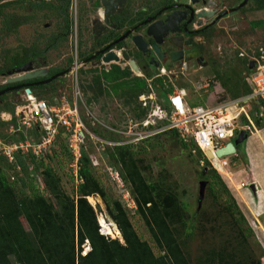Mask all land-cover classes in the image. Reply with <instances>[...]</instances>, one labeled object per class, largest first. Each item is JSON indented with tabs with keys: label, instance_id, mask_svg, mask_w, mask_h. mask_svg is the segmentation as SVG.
<instances>
[{
	"label": "rangeland",
	"instance_id": "obj_1",
	"mask_svg": "<svg viewBox=\"0 0 264 264\" xmlns=\"http://www.w3.org/2000/svg\"><path fill=\"white\" fill-rule=\"evenodd\" d=\"M28 1L0 0V70L7 69L15 63H21L29 52L37 49L41 53L29 59H32L36 66L46 64L56 69L68 65L74 67L72 73L70 71L63 78H59V81H55L53 85L44 88L38 87L35 89L36 92L41 91L44 96H48L51 87L54 86L55 90H58L56 95L59 92H64L72 100L73 87L78 86L82 93V100L79 103L80 113L89 129L99 137L100 135L95 132V129L105 136H112L113 138L101 135V138L108 141L130 144L132 150L135 151L134 155L137 163L147 180L158 184L163 190H170L177 195L181 206H186L185 211L187 214L181 221L184 225L178 223L181 231L179 238L186 239V244L183 243L184 249L189 252L191 263L202 264L197 261L198 251L206 250L212 251L213 260L211 263L204 264H221L217 252L222 254L228 252L223 256L232 264L242 258L246 264L244 259L248 252L252 254L254 260L264 262V248L261 247V243L255 237L258 224L254 223L249 214L240 208L236 197H234L236 205L240 208L245 220L242 219L243 217L238 218L233 225L232 214L238 216V213H235L232 208H228L232 199L230 195L234 196L231 188H243L240 181L244 180L247 183L244 188L250 190L252 188L251 184L254 183L255 178L250 173L251 162L246 155V151L252 143L256 144L253 145V148L260 149L259 143L253 138L251 139L250 136L255 127L247 133L245 140L237 146L236 155L228 156L233 163L231 168H222L221 172L217 170L224 183L214 175L213 171H210L209 178L202 177L204 164L202 165L200 162L202 157L198 149L193 145L184 147L178 136L168 133L169 131L152 135L137 142H128L127 140L130 137L124 134L123 131L127 130V126L131 121L136 123L141 120L136 116L140 111L138 99L136 101V98H133L136 94L130 91L131 88H126L123 93L112 95L111 89L116 91L119 84L115 86L108 84L106 87V83L102 79L101 84H97L93 80L94 76L99 75L98 73L104 72V68L102 66L101 69L92 67L90 63L83 65L81 62L84 54L86 55L87 51H91L90 48L85 50L83 47L85 34H83V28H81L83 9L90 5L89 1L71 0L69 9L71 29L69 35L65 41L57 42V46L53 48L47 46L55 41L54 36L59 33L60 26L63 24L61 13L56 9L49 8L34 13L28 5ZM45 1L57 3V0ZM242 1L225 0L224 6L227 12L223 15L219 11L220 6L213 7L217 11H215V16L213 15L214 18L209 21L213 24L204 34L201 43L207 63L195 64L196 59H191L188 62L187 70L180 68L182 65L173 66L166 62L163 63L164 66L169 67L174 72L171 74L173 78V80H170L171 86L185 87L187 89V100L192 105L217 104L234 100L242 90L247 89L242 79L244 74L249 72L248 60L253 56V52L257 56L260 45L264 46V26L253 27L251 25V21L256 20L261 15V11H257L260 9L254 0H248L245 5L238 7ZM233 8H236V10L233 11ZM87 9L90 8L87 7ZM6 18H11L12 27L10 29L5 27ZM171 48L168 45L164 51L168 54ZM240 53H244V55L242 56ZM137 54L142 55L138 52ZM155 54L153 51L150 55L141 56L138 63L141 65L147 64L155 73L157 68L148 64L150 57L155 56ZM76 63L79 65L77 71H75ZM117 70H120L119 67ZM5 73H7V70ZM5 80H7L6 76L0 74V86L3 85ZM163 87L164 85L155 86V91L162 103L165 104L168 91ZM24 91L23 87L16 94L12 92L4 95L0 94V136L17 133V137H19L23 133L29 140L35 139L34 129L28 128L23 123L27 120L30 107V102L24 97ZM51 97H54V102L56 96ZM83 100L85 106L87 105L86 107L83 105ZM229 110L235 111L236 106L230 107ZM14 116L16 120H13ZM238 121L244 122L243 115L238 118ZM61 138L64 142L65 138ZM235 138H228L227 140L230 141ZM101 147H104V150H100ZM48 151L50 152L46 156L41 155V158L38 157L35 163H28L29 170L37 167V176H33L29 172L22 173L20 169L17 171L19 175L16 176L14 170H7L9 180L14 183L19 195H31L34 188H39L47 197L53 198L50 192L45 189L42 175L44 165L51 167L60 177L62 189L67 194L74 195L77 183L70 175L71 168L68 165L66 154L62 152L59 156H56L53 149ZM86 152L90 155L95 173L107 189L108 194L124 203L129 211L130 219L141 237L149 241L156 254L162 253L142 215L136 209L134 195L131 192L132 186L122 178L121 165L109 161V157L105 153L106 145L104 146L95 140L87 141ZM261 154H264V152ZM0 164L4 165L3 163ZM110 167L113 172L116 169L119 173L115 179L110 176ZM260 168H262L261 164ZM212 180V188H209ZM203 182H205V186H203ZM201 188H204L203 197L201 196ZM227 190L230 191L229 194ZM258 197H261V195L258 194ZM92 198L95 201L92 204L98 211L100 232L106 233L105 227H103L104 224L100 220L104 218L106 223L110 222L109 218L111 217L107 212L106 204L102 198L100 202H97V196H92ZM21 217L24 219L22 215ZM262 218H264V215ZM113 234L118 236V234ZM114 235L109 234L111 237H116ZM83 248V252L90 250L87 241ZM250 263L249 261L248 264Z\"/></svg>",
	"mask_w": 264,
	"mask_h": 264
},
{
	"label": "trees",
	"instance_id": "obj_2",
	"mask_svg": "<svg viewBox=\"0 0 264 264\" xmlns=\"http://www.w3.org/2000/svg\"><path fill=\"white\" fill-rule=\"evenodd\" d=\"M254 2L259 9H264V0H254ZM28 5L34 13L45 8L56 9L63 17V24L66 26L71 25L69 18L71 0H57V3L45 0L39 2L29 0ZM5 24V27L10 29L12 27L11 18H6ZM251 25L253 27L264 26V19L253 20ZM68 35L69 32L66 31L60 37V41H65ZM56 41L47 47H56ZM40 53L41 51L38 49L29 52L21 63H15L7 69L0 70V72L22 66L32 56ZM249 62L250 60H248ZM101 79L102 76L98 75L94 76L93 80L97 84H101ZM242 81L246 84L247 89L242 90L237 97L243 93L251 92V87L245 78ZM3 86H0V89ZM29 88L35 89L33 86ZM51 90H55V87L52 86ZM60 94L65 93L59 92ZM37 96L46 98L50 104L53 103L54 97L44 96L41 91L37 93ZM135 97L136 101L137 99L139 101L138 107L140 108L136 116L143 119L147 115V109L141 106L139 93ZM261 104L264 106V100H261ZM257 109V106L254 107L252 112L253 120L255 126L261 128L264 127V113L263 116L254 114ZM13 120H16L15 116ZM167 131L178 136L184 147L193 145L198 149L201 159L205 161L202 177L209 178L210 171H213L214 175L223 182L219 172L210 165L207 158H204L202 151L194 141L184 142L176 130ZM33 132L35 135L34 140H37L40 134L37 129H34ZM95 132L100 136L104 135L97 129H95ZM17 135V133H12L0 136V138L12 137L16 140L26 138L23 133L19 137ZM61 137L65 138L64 142ZM66 137V131L62 130L57 137L56 146L52 149L56 156H59L62 152L65 153L69 165L72 156L66 143ZM108 137L113 138L112 136ZM88 141H91V139L88 138ZM132 149L130 144L106 146L105 153L111 163L121 165L122 178L132 186L131 192L134 195L136 209L142 215L162 253L156 254L149 241L141 237L134 227L124 203L108 194L107 189L95 173L90 155L86 152V147H83L82 157L79 160V176L82 181L76 185L73 196L62 189L60 177L51 167L43 164L42 175L45 189L53 196L52 199L42 193L39 188H34L31 195L21 196L17 193L14 183L9 180L7 170H14V174L17 176L19 175L17 172L19 166L22 173L29 172L33 176H37V167L29 170L28 163H35L38 157L28 153L24 155L17 154L16 160L9 162L4 155L0 154V163L4 164H0V264H192L190 255L184 249L183 243L186 244V239L179 238L181 231L178 223H181L183 217L187 215L186 206H181V202H179V198L174 192L163 190L158 184L147 180L137 163L134 155L135 151ZM49 152L45 151L43 156H46ZM232 164L230 161V166ZM70 175L76 182V177L72 171H70ZM23 182L25 181L23 180ZM212 185L213 180L210 182L209 188H212ZM229 192L227 190L228 194ZM97 194L102 196L107 212L120 230L123 241L114 234L112 235L116 237L100 232L98 211L88 199V197ZM230 196L232 199L230 198L231 202L228 208H232L235 213H238V216L232 214L234 225L238 218L243 217L244 220L245 218L236 205L234 196ZM181 225L184 224L181 223ZM86 241L90 246V250L83 252ZM217 253H219L218 258L221 264H232L223 256L225 253ZM247 259H250L253 264H262L259 260H254L252 254L247 253L244 261ZM242 263L243 258L233 264Z\"/></svg>",
	"mask_w": 264,
	"mask_h": 264
},
{
	"label": "built area",
	"instance_id": "obj_3",
	"mask_svg": "<svg viewBox=\"0 0 264 264\" xmlns=\"http://www.w3.org/2000/svg\"><path fill=\"white\" fill-rule=\"evenodd\" d=\"M204 9L210 10L206 6ZM258 51L257 56L253 52V56L250 57V61L255 60V66L244 77L251 87V92L242 94L234 100L217 104H190L187 100V90L184 87L171 86L170 70L164 66L158 68L152 75L145 76L146 90L139 95V100L141 106L147 109V115L136 123L131 121L127 130L123 131L130 137L127 141L137 142L174 129L184 142L194 141L213 168L219 172L222 168L230 169V159L228 158L230 155L218 156L216 151L229 142L228 138L236 137L240 131H252V128L255 127L252 115L254 107H258L254 114L263 116L264 113V106L261 104V100H264V46L260 45ZM240 54L244 55V53ZM111 63L118 62L112 60ZM76 65L75 71L78 68L77 63ZM158 79H162V84L169 90L165 104L162 103L155 91V86L161 85ZM74 87L72 100L66 94L59 95L58 93L52 104L46 98L38 97L35 89L30 88L32 90L30 93L24 91V97L30 102V107L27 120L23 123L28 128L37 129L40 136L37 140H29L27 137L22 140L12 137L0 138V154L4 155L9 162H14L17 154L28 153L40 157L45 151L56 146L59 133L65 130L66 143L72 156L69 166L78 184L82 181L79 176V160L88 138L98 141L104 146L127 143L108 141L101 136H96L89 129L80 113L81 90L78 86ZM232 106H236L235 111L229 110ZM241 115L244 117V122L238 121ZM101 149L104 150V147ZM209 152L213 153V157L208 155ZM236 153L231 155H236ZM200 162L202 165L205 164L204 159H201ZM18 168L20 169V166ZM114 171L110 167L109 173L113 179L119 175L116 169ZM240 182L241 187L247 185L244 180Z\"/></svg>",
	"mask_w": 264,
	"mask_h": 264
},
{
	"label": "flooded vegetation",
	"instance_id": "obj_4",
	"mask_svg": "<svg viewBox=\"0 0 264 264\" xmlns=\"http://www.w3.org/2000/svg\"><path fill=\"white\" fill-rule=\"evenodd\" d=\"M88 1H89L90 5H88L87 7H89L90 9H87V7H86V9H83V16L81 17V23H82L81 28H83V34H85L84 40H83V47L85 50H89V48H90L91 51L90 52L87 51L86 55L84 54L83 60H81L83 65L90 63V64H92V67H99L101 69L103 67V65H106L102 62L103 52H100L103 49L119 50L120 52L122 51V53L126 56L127 53L131 50V48L132 49L135 48L138 53H141L142 55H144L143 52L138 50V48L134 45V43L132 42L131 39H132V36L134 34L141 33V34L145 35L144 31L142 30V26H140L137 29H134V28L137 24L141 23L142 21L147 19V17L151 16V14L150 15L147 14L143 19H140V20L133 22L134 9L131 8L130 0H122V2L119 3V6H117L113 10V13L108 16V23H107L105 20V17H104L105 4H106L107 0H88ZM119 1H121V0H119ZM209 2H211L212 4ZM213 2H214L213 0H207V3L203 4L202 6H203V8H205V6L208 7L210 9L209 11L214 10L213 9L214 6H218V7L220 6V8H219L220 13L221 12L223 13L226 11V9H225L226 7L224 6V1H221L220 4H218V3L215 4ZM83 8H84V5H83ZM143 11H148V8L143 9ZM214 16L209 17V18H205L203 23H201V24H197L195 22L189 24L188 28H189L190 32H184L183 31L182 32L183 38H177V44H181L180 47H177V46H174V45L168 43L167 40L161 42V44H160L161 52H165L164 50H166L165 48H167L168 45H170L172 48L169 49L168 54L165 52L167 55H165L163 62H161V64L157 67L155 65V67L158 69V68L164 66L163 63L166 62L167 64H172L173 66L182 65V67H180V68L187 70L188 62L191 59H196V62H194L195 64H202V63L204 64V62L207 63V61L205 60V55L203 53V49L201 47V45H202L201 43H202V40L205 36L204 34L210 28V26H212V24H213V22H209V21L212 18H214ZM70 29H71V25L66 26L65 24H61L60 30L58 31L59 33L54 36V40L56 41V39H57L56 42H59L62 34H64L66 31L70 32ZM125 34H127V36H125ZM146 39L148 41V46L153 47L155 40L152 38H149V37H146ZM179 50L182 51L183 53L178 55L177 61L174 63L169 54L173 51H179ZM136 51H134V52H136ZM187 53L189 54V57H188L189 59L186 60ZM121 58L123 59L124 57L121 56ZM129 60L127 62L128 66H130ZM149 60H148V62H149ZM29 61H33V60L31 59ZM94 62L95 63L97 62V63L95 64ZM118 63H115V64H118ZM249 64H250V62H249ZM33 66H34V68L47 67V69H48L47 75L42 76V77H37V78L32 79V80H24L22 82L19 81V82L7 83L5 80V82L3 83L4 86L0 89V92H3L5 90L4 93H2V95L7 94L8 92H12L13 94H16L22 88V87H20V84H24L25 82L28 83V82H37V81L46 80V79L50 78L51 76H53L57 73H60L64 70H67L70 67V65H68L64 68L56 69V68H52L50 66H47L46 64L41 65V66H36L35 63H33ZM164 67H166V66H164ZM167 69L170 70L169 68H167ZM69 73L70 72L66 73L65 75H67ZM170 73L173 74L174 72H172V70H170ZM0 74H2L3 76L5 75L6 79H7L8 75H6L5 72H0ZM98 74L100 75V74H102V72L98 73ZM65 75H63L61 77H57L52 82H49L46 84H40V85L33 84L32 86L35 89H37L38 87L44 88L45 86L47 87V86L53 84L57 80L59 81L60 80L59 78H63ZM169 78H171L173 80L171 75ZM169 78L167 77V79H169ZM8 88H11V89H8ZM53 91L55 92L58 90H51V92H53Z\"/></svg>",
	"mask_w": 264,
	"mask_h": 264
},
{
	"label": "water",
	"instance_id": "obj_5",
	"mask_svg": "<svg viewBox=\"0 0 264 264\" xmlns=\"http://www.w3.org/2000/svg\"><path fill=\"white\" fill-rule=\"evenodd\" d=\"M171 1L173 2L169 4L165 3L166 5L164 4L161 7H159L157 4L156 8L153 11H151V5H150L148 11H150L151 16L147 17V19L137 24L134 28L137 29L140 26H142V30L144 31L145 35L141 33L134 34L131 39L134 45L138 48V50L143 52L144 55L147 54L150 55L153 51L156 53L155 56L150 57L148 63L149 65L155 64L156 67L159 66L161 62H163L165 55H167L165 52H161V47H160L161 42L167 40L168 43L180 47L181 44H177V38H183L182 35L183 31L190 32L188 28L189 24L193 22L197 24H201L203 23L205 18L212 17L215 14V10L209 11L203 8L202 5L206 4L207 0H171ZM247 1L248 0H243L238 7L245 5ZM121 2L122 0L106 1L104 17L107 23H108V16L113 13V10L117 6H119V3ZM232 10L234 11L236 10V8H233ZM226 12L227 11L223 12L221 15L225 14ZM125 36H127V34H125ZM146 37L155 40L153 47L148 46V41ZM100 52H103V56H102L103 63H111L112 60L120 62L122 59L121 56L123 55V53H121L118 50L103 49ZM181 53L183 52L179 50V51H173L169 54L174 63L177 61L178 55H180ZM188 57L189 54L187 53L186 60L189 59ZM129 65L132 69L136 71H139L141 69V67L137 64L135 59H130ZM254 66H255V60H251L248 67L249 71L252 70ZM73 69L74 67H69L67 70L57 73L46 80L37 81V82H28V83L25 82L24 84H20V87L22 88L24 87L25 91L30 93L32 92V90L29 87L32 86L33 84L40 85V84H46L52 82L57 77H61L66 73L73 71ZM47 73H48L47 67L34 68L33 61H27L22 66L8 70L6 73L8 75L6 82L12 83L19 81L22 82L24 80H32L37 77L45 76L47 75ZM247 75L248 72L244 74V77H246ZM4 91L0 92V94L4 93ZM246 137H247V131L245 130L240 131L233 141H229L225 146L219 148L216 151V154L218 156H224V155H231L236 153L237 146L241 144ZM208 155L212 156V153L209 152ZM203 186H205V182H203ZM251 187L254 189L255 185L252 183ZM201 194H202L201 196L203 197L204 188H201ZM98 195L102 198L100 194ZM120 239L122 238L120 237Z\"/></svg>",
	"mask_w": 264,
	"mask_h": 264
},
{
	"label": "crops",
	"instance_id": "obj_6",
	"mask_svg": "<svg viewBox=\"0 0 264 264\" xmlns=\"http://www.w3.org/2000/svg\"><path fill=\"white\" fill-rule=\"evenodd\" d=\"M213 1L215 4L216 3L220 4L221 1H224V4H225V0H213ZM130 2H131V8L134 9L133 22H135L137 20L143 19L147 14L148 15L151 14L150 11H143V9L150 8V5H151V11H153L156 8L157 4L160 7V6H163L165 3L169 4V3H172L173 1L171 0H153V1L152 0H130ZM263 10L264 9L257 10V11H261V15L258 18H256V20L264 19ZM134 51L135 50L131 48V50L127 53L126 56L123 54L122 56L124 58L118 64L109 63L106 65H103L104 72L102 71V74H100V76H102L103 82L106 83V87L108 84H112L113 86H115L116 84H119L116 91L114 89H111V92H112L111 94L114 96L120 93H123L124 89L126 88L127 89L131 88L130 91H132V93H135L136 95L137 93H139V95L142 94L146 89L145 76H150L154 73L152 69H150V67L147 66V64L145 65H141L140 63L138 64L139 62L138 60L141 58V56L143 57V55L140 56ZM129 59H135L137 64L140 65L141 68L144 70L141 69L140 71H137V73L133 72L134 69H132L130 66L127 65V62ZM151 65L155 66V64H151ZM118 67L120 70H117ZM106 77L108 78V80ZM158 82L161 84V86L163 85L162 79H158ZM165 90L167 89L165 88ZM167 91L169 93V90ZM56 93L57 91H55L54 93L50 92L47 95L48 97L57 96L58 94L56 95ZM133 98H136V97L134 96ZM83 105L85 106L84 100H83ZM250 136H251V139L253 138L260 145V149L258 150V149L253 148V145L255 146L256 144L252 143V145L249 146L248 151H246V155L251 162V169L249 170L253 178H255L253 181L255 188L254 189L251 188L250 190H246V188L244 187L243 188H231L232 189L231 191L234 194V197H236L240 208L242 210H245L249 214V216L251 217L254 223L258 224L255 237L257 241L261 243V247L264 248V218H262L264 215V154H261L262 152H264V127L258 128L255 126V130H253ZM260 164L262 165V168L259 169ZM258 194H260L261 197H258ZM211 252L212 251L210 250L198 251L197 261H199V263H202V264L211 263L212 257L211 258L209 257L211 256ZM225 253H228V252H225ZM248 253L250 254V252ZM187 254L190 255L189 252H187ZM245 261H246V264H248L249 261L251 262L250 259H247ZM261 263L264 264V262H261ZM242 264H245V262H243ZM250 264H253V262H251Z\"/></svg>",
	"mask_w": 264,
	"mask_h": 264
},
{
	"label": "bare ground",
	"instance_id": "obj_7",
	"mask_svg": "<svg viewBox=\"0 0 264 264\" xmlns=\"http://www.w3.org/2000/svg\"><path fill=\"white\" fill-rule=\"evenodd\" d=\"M211 157H213V153H212V156ZM95 196H97V202H100L101 197L98 194L95 195ZM88 199L90 200L91 203H94L95 202L93 200L92 196H90ZM109 219H110L109 220L110 221L109 223H106V221L104 220V218H101L100 219L101 222L104 224L103 227H105L106 233L107 234H113V233H115V234H118V236H120L121 233H120V231H119L116 223L113 221L112 218H109Z\"/></svg>",
	"mask_w": 264,
	"mask_h": 264
}]
</instances>
